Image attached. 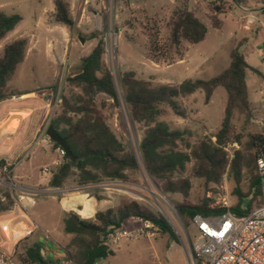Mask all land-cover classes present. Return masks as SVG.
Wrapping results in <instances>:
<instances>
[{"label":"rangeland","instance_id":"1","mask_svg":"<svg viewBox=\"0 0 264 264\" xmlns=\"http://www.w3.org/2000/svg\"><path fill=\"white\" fill-rule=\"evenodd\" d=\"M53 1L0 0L1 12L18 14L22 18L1 43L7 45L20 37H28L31 41L29 48H33L17 67L8 84L13 89L23 91L53 89L51 104L54 106L40 128L43 140L34 144L29 161L34 165L35 182L26 179L22 183L27 186L39 183L43 186L48 173H43L40 168H52L55 158L62 159L60 150L52 149V142L45 132L51 117L59 113L60 98L68 96L69 87L65 78L77 71L80 59L87 56L97 41L101 40L104 47L103 59L112 73L119 104L114 106L106 97L98 96L97 107L115 135L137 156L139 167L137 171H128L124 181L103 180L96 184L78 186L72 178L64 186L67 190L62 191H90V194L86 193L88 196L93 193L103 201L100 203L101 210L117 207L127 200H136L162 216L177 238L175 242L167 234L156 232L150 238L140 236L133 240H121L117 245H109L113 255L100 264H191L192 249L198 234L193 224L185 225L175 206L180 203L196 205L208 195L214 200L213 205L232 208L237 204V198L233 194L234 183L225 175L218 185L206 188L204 180L194 176L195 162L191 161L183 174L191 183L188 197L184 199L178 194H165L160 189V183L151 179L141 164L138 145L142 130L130 121L122 101L120 77L130 71L137 79L172 86L185 80L208 81L228 68L230 54L237 48L238 53L257 73L251 69L245 72L249 109L245 113L239 110L233 112L230 141L225 146L230 160L235 150L243 148L250 134L264 135V44L260 27L253 24L245 28L244 19L250 12H259L264 5L260 0L248 1L246 4H235L231 0H63L68 4L74 22L68 28L55 22ZM179 8L192 11L206 25V36L198 44L183 42L181 61L175 58L171 65L155 64L148 58L149 38L165 42L168 37L167 24L173 12ZM92 34L96 38H92ZM177 100L185 118L177 116L169 107L164 106L158 119L172 130H186L188 134L185 138L190 146L219 131L227 103V93L222 86L213 90L209 100L205 99L203 91ZM236 138L240 139L241 145L234 143ZM180 148L185 149L184 144ZM38 188L43 193L34 197V205L29 207L25 201L23 203L30 221L39 229L33 234V240L30 237V240L19 245L17 253L22 254L24 245L31 246L33 241H37L45 250H51V245L62 248L59 260L63 261L64 250L71 236L63 231L65 215L58 204L59 197L48 193V189ZM247 188V182H242L241 189L244 193ZM257 203L258 199L252 205ZM5 216L0 213V221ZM0 245L9 252L14 249L13 240L5 243L1 234ZM42 255L51 261L56 259L47 252Z\"/></svg>","mask_w":264,"mask_h":264},{"label":"trees","instance_id":"2","mask_svg":"<svg viewBox=\"0 0 264 264\" xmlns=\"http://www.w3.org/2000/svg\"><path fill=\"white\" fill-rule=\"evenodd\" d=\"M231 1L246 4L252 0ZM260 2L264 5V0ZM53 4L55 22L71 28L74 22L68 4L63 0H54ZM21 20L18 14L0 11V40L12 32ZM167 28L168 37L165 42L149 38L148 58L155 64L171 65L175 58L181 61L182 43L198 44L207 33L206 25L185 8L173 12ZM92 38L96 36L92 34ZM27 44L26 38H20L3 48L0 56V102L18 94L7 84L23 62ZM103 57V42L99 40L90 53L80 59L77 71L65 78L69 87L68 96L60 98L59 113L51 117L49 125L66 140L77 162H71L62 156L60 164L51 172L48 183L51 189L64 187L72 178L78 186L96 184L103 180L124 181L128 171L138 170L137 156L115 135L97 107L98 96L106 97L114 106L119 104L112 73ZM230 59L228 68L208 81L185 80L172 86L137 79L130 71L120 77L122 101L130 121L142 130L138 145L141 164L146 174L160 183V189L165 194H178L184 199L188 197L191 183L183 174L191 161L195 162L194 176L203 179L206 188L218 185L225 175L234 183L233 194L237 198V204L232 208L213 205L214 200L208 195L196 205L177 204L175 210L186 226L192 224L194 216H219L226 211L243 216L262 204V183L257 171V160L264 158V135L250 134L243 148L235 150L230 160L225 152V146L230 141V121L234 110L245 113L249 109L244 78L246 70H253L237 48L231 52ZM217 86L225 89L227 103L221 128L214 136H205L190 146L186 142V130H172L165 122L159 121L164 106L169 107L177 116L185 118L177 99L203 91L205 99L209 100ZM234 143L241 145L239 138ZM183 144L185 149L180 148ZM52 149L60 150L54 143ZM244 181L248 184L246 193L241 189ZM0 193L7 197L5 203L0 202V213H4L11 206V199L5 188L0 187ZM85 193L90 194V191ZM90 196L100 201L93 193ZM257 199L258 203L253 206ZM130 221H137V224H129ZM144 221L152 223L156 232L167 234L172 241L177 242L171 226L162 216L136 200H127L117 207L97 211L93 219H83L74 212L65 214L63 231L71 239L64 250L63 261L45 259L39 243L24 245L23 253L18 254L19 245L27 239L16 245L15 259L19 264H98L113 255V251L105 243L111 228L133 229Z\"/></svg>","mask_w":264,"mask_h":264},{"label":"built area","instance_id":"3","mask_svg":"<svg viewBox=\"0 0 264 264\" xmlns=\"http://www.w3.org/2000/svg\"><path fill=\"white\" fill-rule=\"evenodd\" d=\"M264 16V6L262 7ZM248 23H252L249 20ZM264 61V46L262 49ZM61 155L63 152L60 150ZM47 168L44 172H47ZM257 171L262 183V204L246 215L237 216L226 211L219 216H194L192 224L198 234L193 246L191 264H264V158L257 160ZM0 187L7 190L11 206L0 222V232L5 243L11 239L14 249L9 252L0 246V264H19L15 259L16 245L39 228L31 222L25 201L29 207L34 205V197L43 193L41 190L19 187L11 181L6 164L0 163ZM7 197L0 193V202L5 203ZM156 227L150 222H142L133 229L111 228L105 243L117 245L121 240H133L140 236L153 237Z\"/></svg>","mask_w":264,"mask_h":264},{"label":"crops","instance_id":"4","mask_svg":"<svg viewBox=\"0 0 264 264\" xmlns=\"http://www.w3.org/2000/svg\"><path fill=\"white\" fill-rule=\"evenodd\" d=\"M262 7L261 10L255 12V14L248 11L250 14L244 19L246 22L245 28H249V26L253 24H257V26L260 27L262 42L264 44V16L262 13ZM249 20H252V23H248ZM6 37L0 40V50L2 51L6 45L2 44L1 41ZM20 38H26L28 42L24 57L25 60L29 51H32L33 48H29V44H31L30 38ZM7 85L12 91L18 92V94L9 99L0 102V163L8 166L11 181L19 187L27 189L39 190L38 187L48 189V193L55 194L59 197L58 204L64 215L69 212H74L83 219H93L97 211H102L100 209V203L103 201L97 202L93 197L88 196L86 193H66V191H62L67 190V187L58 189H51L48 187L51 172L61 162L58 158L54 159L52 168H47L46 166L40 168L43 173H48V178L43 186L39 183H34L36 185L32 186H27L22 183L23 180L26 179L30 182H35L33 176L34 165L29 161L31 160V153L34 144H36L38 140H43L40 128L48 118L50 110L54 106L51 104L53 89L38 88L31 91H23L13 89L9 84ZM45 168H47V172H44ZM129 224L135 225L137 224V221H130ZM30 237L32 238L31 240H33V235ZM30 237L27 238V240H30ZM37 240L39 241V239ZM33 243L38 242L33 241ZM3 244L4 243H2V245ZM50 247H52L51 250L42 249V253L45 254V252H47V254L54 255L56 258L55 260H59L63 252L62 248L53 245Z\"/></svg>","mask_w":264,"mask_h":264},{"label":"water","instance_id":"5","mask_svg":"<svg viewBox=\"0 0 264 264\" xmlns=\"http://www.w3.org/2000/svg\"><path fill=\"white\" fill-rule=\"evenodd\" d=\"M82 43V40H80ZM47 138L54 144H56L60 150L63 152L64 156L71 162L76 163L77 159L73 156L71 151L69 150L66 140L61 138L55 131L52 126H48L45 132Z\"/></svg>","mask_w":264,"mask_h":264}]
</instances>
